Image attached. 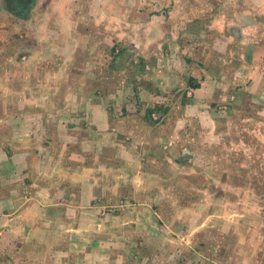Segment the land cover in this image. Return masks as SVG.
<instances>
[{"label":"rangeland","instance_id":"obj_1","mask_svg":"<svg viewBox=\"0 0 264 264\" xmlns=\"http://www.w3.org/2000/svg\"><path fill=\"white\" fill-rule=\"evenodd\" d=\"M179 1V5L183 4L188 11L186 16L182 14V18L170 13L174 10L177 0H143L145 5L142 4L144 7L141 11L136 10L135 6L131 10L133 24L143 22V17L152 20L149 15L154 13L166 15V18L159 24L148 23V26L141 28L140 31L139 29L129 33L127 30L116 31L115 44L102 47V53L115 57V60L103 65V69L100 70L102 74H99L102 82L99 85L92 83L91 87L93 91L97 90L95 99L109 111V125H106L105 129L113 137L108 141L103 137V133H100L99 137L97 136L98 139L92 140L91 138L98 134L99 129L91 133L92 137H87L84 133L86 137H84L85 140L83 139L84 142L81 140L76 143L63 142L55 149L61 154L70 156L66 159L67 168L72 170L81 168L80 173L87 180L90 174L98 175V171L106 163L111 168L124 167V171L119 176L134 180L140 175V180L146 179V182L152 180L149 176H154L156 173V171L153 172L154 169L160 167V171L157 168L160 178L171 177L173 188L177 189L181 186L182 189L186 183L183 188L187 196L177 199L174 203L163 200L156 206L147 201L145 193L137 190V186L135 189L133 185L126 186L124 182L120 185L121 189L116 186V191L106 194L109 198L113 195L115 201L107 202L98 196L92 199L93 193L89 194L91 195L90 210L96 211V214L92 212L84 216L85 212H83L79 215V217H89L90 221H85L90 224L76 223L79 232H74L73 229L66 230L65 239H62L63 243L60 244L64 245L67 252H71L70 255L64 256L62 263L50 262V260L48 262L49 257L43 254V242H41V245L36 246L40 254L32 260L31 264H73L72 256L77 254L68 249L77 251L76 249L82 248L87 250L93 247L98 248L96 246L101 233L105 236L107 230L113 232V229L116 237H119L116 238L117 243L105 245L107 248L116 247V252H123L121 249L125 248L124 243L133 241L135 243L133 245H138L137 252L130 250L129 252L130 255L136 256L135 264H170L171 261L163 262L165 250L162 248H158L161 258L156 263L155 254L158 253L154 250L158 240L168 233L174 234L173 236L179 241V246H172V248L184 264H264V105L258 104L260 100L256 96L260 98L261 95H257L259 93H256L255 101H250V96L241 95L243 94L242 81L237 79L236 75L241 72L239 70L244 60L241 59L242 53L248 47L241 49L239 43L245 39L241 34L235 33L237 30L230 24L231 19H235V14L247 11L254 1ZM256 4L264 7V0H258ZM225 10L228 12L229 21H224L222 31L214 34L209 26L210 19H214V13H226ZM189 13L191 14L188 15ZM254 18L257 17L252 16L250 21ZM11 25L12 30L0 31V48L5 47L3 56L6 57L4 60L6 63L3 64L2 69L10 72L15 71L16 64L25 59L24 55L28 53L29 44L34 42V37L26 28L16 30L14 23H10ZM5 27L6 25L3 26ZM234 35L236 38L233 37ZM188 39L192 41V44H185V40ZM15 49L19 52L10 56ZM263 58L264 52L260 51L255 52L248 61L250 64L253 62L262 65ZM21 64L20 66L23 67ZM56 64L57 61H49L48 66L57 68ZM75 64H68L73 72ZM255 67L258 72H264V65H255ZM165 76L177 77L179 80H172V82L175 81L173 84L170 82L165 85ZM192 77L193 83L200 84L199 88L190 84ZM228 78H234V80L228 82ZM217 79L225 83V86L222 87L220 84L218 91L206 98V93L213 91L214 85L218 82ZM27 84L26 81H20L19 104L21 107L29 100L28 93L25 92ZM2 86L0 85V88ZM121 89H124L125 95L118 94ZM250 89L249 87L247 91L249 92ZM145 91L151 93L148 95ZM240 98L245 100H239ZM195 99H198L196 103ZM62 102L61 98L57 101V103ZM151 110L153 111L150 117ZM199 113V119L205 117L203 119L212 124L207 145L213 147L207 152L212 151L216 159L205 160L202 156H195L193 141L195 139L198 142L207 141H205L207 137H202L205 134L203 132L201 134L199 127L196 126L198 120L195 117ZM3 114L6 115V113ZM189 116L191 117L187 120ZM143 121L155 126L157 142L139 143V134L135 136L133 131L136 127H140ZM173 140H176L174 145L171 144ZM112 141H117V145L112 144ZM56 143L47 142V149L52 154L55 150L53 148L58 145ZM6 145L11 149V144ZM31 152L35 162H39L35 158L39 150ZM130 154L135 159L132 161L137 163H132L131 166L121 164L122 159L129 157ZM152 157L156 158L152 159ZM41 160L44 164L49 162L48 158H41ZM154 160L156 161L153 162ZM59 161H62V158ZM5 162L3 161L4 164ZM5 166L1 167L0 171V188L4 189V195H8L11 183L6 180L10 178V175H7ZM172 167L171 173L175 177L168 171ZM9 170L15 172V169ZM69 171L71 170L67 172ZM140 171H146L147 175ZM34 174L31 168L27 172L25 170L19 172L20 185L23 186V189L19 190L20 202H23L21 205L25 206L28 203L25 196H28L27 182L29 181L26 180H30ZM179 180L184 181V184ZM39 181L42 182L41 179ZM13 186L15 187V183ZM92 186L88 185V188ZM148 188L150 187L145 186V189ZM62 191L53 192V197L58 198L59 194L64 195L68 199L67 203L73 206L82 195L81 186H69ZM98 194L99 190L95 191V195ZM186 198L187 200L181 202ZM145 208L149 210L153 219L150 224L141 223L138 219L144 214L135 213V209L143 211ZM82 210L73 208L69 214L76 215L74 212ZM185 214H189L190 219L181 224L179 218ZM94 221L99 222H97L98 227L101 221L104 226H109L101 232V226L91 228ZM64 226L70 229V227L74 228L75 224L67 223ZM138 227H142L141 233L136 232ZM182 228L185 234H189L188 237H182V234L178 232ZM130 233H136L139 236L135 238L134 236L137 235L130 236ZM91 236L95 241L89 240ZM144 237L150 240L145 243ZM100 244L99 248L102 249V242ZM25 245L28 246V251L34 248L30 242ZM20 246L22 247V243ZM26 246L20 247L23 249L22 253H27ZM33 250L30 251L33 252ZM192 252L193 255L194 252L197 255L193 256ZM110 253L111 251L108 253L109 256L112 255ZM144 253L148 256L147 259L143 257ZM126 257L128 261L130 257L133 258L129 255ZM4 259L0 257V264L11 263L10 260ZM51 259L54 260L55 256ZM130 261L129 264H134Z\"/></svg>","mask_w":264,"mask_h":264},{"label":"crops","instance_id":"obj_2","mask_svg":"<svg viewBox=\"0 0 264 264\" xmlns=\"http://www.w3.org/2000/svg\"><path fill=\"white\" fill-rule=\"evenodd\" d=\"M177 1L174 10L170 13L178 17H181L182 14L186 16L188 11H186L183 4L179 5V0ZM252 1L254 3L251 8L248 7L247 11L238 12L237 15L235 14V19H231L230 22L231 26L237 30L235 33L241 34L243 39H245L239 43L241 49L244 47L250 49L248 51L247 48L242 53L241 59L243 58L244 60L242 59L241 69L239 70L241 72L236 75V78L242 81L243 94L241 95L243 97L250 96V101H255L256 93H259L257 95H261L260 98L256 96L260 100L258 104L264 105V98H262L264 97V72H258L255 67V65H264V58L262 65L253 62L250 64L248 61L255 52H264V7L256 4L258 0ZM142 4L145 5L143 0H29L28 2L27 0H0V31L12 30L13 26H10V23H14L16 30L26 28L29 31L28 33L34 37L33 44H29L28 53L24 55L25 59L22 60L23 63H17L15 71L10 72L9 70L2 69L3 64L6 63L4 61L6 57L3 56V49L5 47L0 48V85H3L0 88V171L2 170L1 167L6 165L7 175H10V178L6 180L11 183L10 194L8 195H4V189L0 188V257L10 260L11 263L8 262L9 264H20L19 262L31 264L32 260H35L37 255L40 254L36 246L41 245V242H43V254L49 257L47 261L62 263L64 256H69L71 253L67 252L64 245H60L63 243L62 239H65L66 230L72 231L73 229L74 232H79L76 223L90 224V222L85 221H90L89 217H79V215L83 212H85L84 216L92 212V214H96V211L90 210L91 200L89 198H91V195L89 194L93 193L92 199L94 196H98V198L102 197L107 202L115 201L113 193L111 194V198L106 196V194L116 191V186L121 189L122 186L120 185L124 182L126 186L133 185L134 188L137 186V190L145 193L148 198L147 201L150 204H156V206L163 200L174 203L177 199L187 196V192L183 188L186 185V183L184 184L186 179L183 177L184 181L179 180L184 184L182 187L184 190L180 188L181 186L177 189L173 188L171 177H167V179L160 178L161 175L157 172L161 170L160 167H156V170L154 169L153 172L156 171L154 176H149L152 180L146 182V179L140 180V175L134 180H128L125 177L119 176L124 171V167L119 169L116 167L111 168L106 163L107 166L104 165L98 171V175L90 174L87 180L86 177H82V173H80L81 168L80 170L67 168L68 162H66V159L70 158V156L68 157L56 151L63 142L76 143L79 140L84 142V133L87 134V137H92L90 136L91 133L99 129L100 131L91 138L92 140L98 139L100 133H103V137L108 141L113 137L105 129L106 125H109V111L106 106H102L95 99L97 90L93 91L91 84L95 83L99 85L102 82L99 74H102L100 70L103 69V65L110 64L115 60V57L102 53V47H109L111 44H115L114 33L116 31L123 30L122 32H125L127 30V33L132 30L136 31L137 29L140 31L141 28L148 26V23L155 24L156 22L159 24L161 20L166 18V15L154 13L149 15L152 20L143 17V22L133 24L131 10L135 6L136 10L141 11L144 7ZM225 12L214 13V19H210L211 24L209 26L214 34L222 31L224 21H229L227 10ZM252 16H256L257 18L250 21ZM182 22L185 23L184 20ZM5 25L6 27L3 28ZM233 37L236 38L235 35ZM186 43L192 44V41L188 39L185 40ZM16 51L17 49L13 50L10 56L19 52V50ZM16 57L18 58V56ZM49 61H57L56 65L58 67L51 68L48 66ZM73 63H76L73 66L74 72L72 67L70 69L68 67V64ZM165 77V85L172 82V80H179L177 77ZM21 80L28 83L25 92L29 96L28 103H24L22 107L19 104V85ZM233 80L234 78L227 79L228 82ZM217 81L213 91H207L206 98L214 95L220 88V84L222 87L225 86V83H221L218 79ZM249 87L251 89L248 92ZM149 93L151 92L145 91V94L149 95ZM118 94L125 95L124 89L119 90ZM3 97H7V99H3ZM59 98L63 101L62 103H57ZM239 100L244 101L245 98H240ZM196 101L198 99H195V103ZM3 113H6V115L4 116ZM9 113L12 114L10 115ZM199 115L200 113L197 114V117H195V114L193 115L198 120L196 126L199 127L198 130L201 134L202 132L205 134L201 136L203 138L207 137L205 139L207 141L198 142L196 139L193 141L196 152L195 156H202L205 160L210 158L216 159L212 151L207 152L213 147L207 145L212 132V129H210L212 124L210 122L207 123L203 119L205 117L200 116L201 119H199ZM84 120L87 121L85 122ZM154 127L151 123H144L143 121L140 127L138 126L134 129L135 136L139 134V143H145L146 141L152 144L154 141L157 142ZM52 141L58 144L53 148V150L56 148L52 151L53 154L47 149V142ZM175 141L173 140L171 144L174 145ZM112 142V144L117 145V141ZM6 144H11V149ZM37 149L39 153L35 158L39 162H35L33 155H31V151H37ZM131 155L124 157L120 163L129 166L132 163H137L132 161V159H135ZM41 158H48L49 162L44 164ZM60 158H62V161H59ZM147 158L149 157L147 156ZM155 158L152 157V159ZM142 159L144 160L145 158ZM3 161H6L5 164ZM144 164L146 165V163ZM29 168L35 174L30 180H26L29 181V183L27 182L28 196H25L28 203L24 206L21 205L23 202H20L19 198V190L23 187L20 185L19 172L21 170L27 172ZM9 169H15V172H10ZM67 169L71 171L67 172ZM172 170L173 167L168 171L175 177L171 173ZM140 172L137 173L140 174ZM142 173L145 176L147 175L146 171ZM128 177H130V173H128ZM118 178L121 179L118 180ZM14 183L15 187L13 186ZM88 185L93 186L88 188ZM94 185H97V187H94ZM69 186H81L82 195L74 206L67 203L68 199L64 195L59 194L58 198L53 197V192H63L62 190L69 188ZM145 186L150 188L145 189ZM179 189L181 190L179 191ZM98 190L99 194L95 195V191ZM154 193H156L155 197L152 198ZM179 193L181 194L180 196ZM184 200H187V198L182 199L181 202ZM71 201L73 202L74 200ZM73 208L75 210L78 208L83 210L74 212L76 215L69 214ZM145 209L143 211L135 209V213L137 215H146V217L140 215L139 217L141 218L138 220L141 223L150 224L153 219H151L149 210ZM188 219H190L189 214H185L179 218V222L183 224ZM97 222L94 221L92 223V229H95V226L98 227ZM158 222L160 223L161 221ZM67 223L75 224L74 228L70 227V229H67L64 226ZM103 224L102 221L99 224L101 232L109 226H104ZM183 228L182 230L180 229L181 231H177L182 234V237H188L189 234H185ZM141 230L142 227L136 228L137 233H141ZM131 234L136 233H130V236ZM136 235L134 236L135 238L139 236L138 234ZM173 235L166 234L164 238L162 237L158 240L159 242L156 244V247H153L155 252L158 253L155 254L156 263L161 258L158 248H162L165 250L164 256L162 254L163 262L171 261L170 264H184L177 257L178 255H176L174 248H172V246H179V241ZM116 238L119 237H116L114 229L113 232L107 230L105 236L101 233L100 238H98V246L95 245L98 248L93 247L88 250L87 248H82L81 250L76 249L77 251L68 249V251H73L77 254L72 256L74 257L72 263L129 264L131 260L130 262L135 264L134 257L136 256L130 255L129 250L134 253L137 252L138 245H133L135 244L133 241H128L124 243L125 248L121 249L123 252H116V247L109 246L107 248L108 245H112L114 242L115 244L117 243ZM89 240L95 241L93 236ZM147 240L150 239L144 237L145 243ZM28 242L32 243L34 248L30 250L34 249L33 252L28 251V246L25 245ZM101 242L102 249L99 248ZM21 243L22 247L26 246L25 251L27 250V253L21 252L23 250L20 246ZM82 243L83 241H81ZM53 245H56V247ZM208 245H210L209 242ZM110 251L111 256L108 254ZM126 255L133 258L130 257L128 261ZM194 255L197 254L194 252ZM54 256L55 259L52 260L51 258ZM143 257H146L145 259L148 258L145 253Z\"/></svg>","mask_w":264,"mask_h":264},{"label":"trees","instance_id":"obj_3","mask_svg":"<svg viewBox=\"0 0 264 264\" xmlns=\"http://www.w3.org/2000/svg\"><path fill=\"white\" fill-rule=\"evenodd\" d=\"M189 82H190V84H191L192 86H195V87H197V88L200 87V84H199V83H193V77L190 79ZM152 111H153V110H151V111L149 112L150 117L152 116Z\"/></svg>","mask_w":264,"mask_h":264},{"label":"flooded vegetation","instance_id":"obj_4","mask_svg":"<svg viewBox=\"0 0 264 264\" xmlns=\"http://www.w3.org/2000/svg\"><path fill=\"white\" fill-rule=\"evenodd\" d=\"M29 0H27V2H28Z\"/></svg>","mask_w":264,"mask_h":264}]
</instances>
